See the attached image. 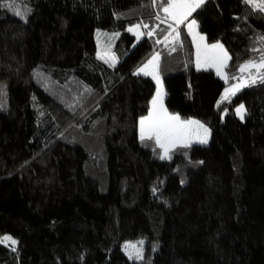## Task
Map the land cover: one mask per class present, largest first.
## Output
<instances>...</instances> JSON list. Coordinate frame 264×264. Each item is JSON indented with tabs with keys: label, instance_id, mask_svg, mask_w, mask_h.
I'll return each instance as SVG.
<instances>
[{
	"label": "trees",
	"instance_id": "16d2710c",
	"mask_svg": "<svg viewBox=\"0 0 264 264\" xmlns=\"http://www.w3.org/2000/svg\"><path fill=\"white\" fill-rule=\"evenodd\" d=\"M261 2L206 0L192 14L229 70L264 56ZM166 5L0 0V264H264V80L222 100L228 83L196 68L180 25L185 66L162 75L165 104L211 141L161 159L140 138L156 82L136 69L166 41L128 27ZM98 29L120 32L117 64L98 56ZM138 239L141 260L125 251Z\"/></svg>",
	"mask_w": 264,
	"mask_h": 264
},
{
	"label": "rangeland",
	"instance_id": "374dc122",
	"mask_svg": "<svg viewBox=\"0 0 264 264\" xmlns=\"http://www.w3.org/2000/svg\"><path fill=\"white\" fill-rule=\"evenodd\" d=\"M167 6L168 5H166L165 7ZM178 11H182V9ZM193 12L191 13V15L187 17V19L183 21V23H179V24L177 23L175 16L170 15L168 12L164 11L163 19L159 18L155 22L148 21V22H143V23H137V24H134L128 27V30L131 29V31L130 30L129 31L135 34L138 40H140L146 34V30L148 28H151L150 32L155 33L158 36V39L160 40V42L166 41V48L164 50V53L160 52L159 50L154 51L145 62H143L141 65L137 67L136 72L139 74L151 76L152 78H153V75L151 73L153 72L159 75V78L163 84V93H164L163 101H162L163 107L164 109L167 110V114L168 115H178L182 122L183 121H198L199 124L203 125L204 128L208 129V132L206 134L204 131V128L199 127V125L197 124L187 125L188 131H187L186 136L183 138V140H181L180 142H177L173 146H170L166 155L164 153V149L162 148V155H165V158L170 157L171 155L170 151L176 146H179V145L185 146V144L187 145H190V144L206 145V144H209L211 141V129L206 123L194 117H182L178 113L170 112L167 109L166 104H165L167 92H166V89L163 83L162 75L181 71L185 66L183 62V58H182V49H181L180 41L178 38V32H177V28L180 25H183V24L186 25L188 32L190 33L193 39L194 46H195V66L196 68L197 69L215 68L217 71L219 67L220 71L219 73L217 71L218 75L224 81L228 82L226 89L232 90L233 86L237 85V83L239 84V82H241L242 84L247 81L246 84H252L254 82L264 80V56L260 59L248 60L244 62L242 64L244 66L246 65L244 71L238 70V68L236 70L234 69L229 70L227 68L229 62L226 63L227 60L224 61V56L223 57L220 56V52L222 53L223 51V54L225 53L224 52L225 48L223 46H222V49L221 48L211 49L207 47L213 44L209 43L206 40L205 35L199 30L197 20L194 17H192ZM193 20H195L196 23L195 25H192L190 29L189 25L191 24ZM145 25H147V27H145ZM136 26H139V27H136ZM119 34H120L119 31H106L102 29L96 30V33H95L96 42H97V54L101 59L108 62L110 65H115L120 61V57L113 49L114 41L119 36ZM201 37H203V39H201ZM173 49L175 50L173 51ZM198 51L200 55L199 67L197 65ZM217 53H219V55ZM162 54L164 56H162ZM157 55L159 57L158 60H153V57ZM215 55H217L219 58H215ZM211 56L213 58H211ZM162 59L164 61L161 66L160 64H161ZM150 60H152L151 64L148 63ZM229 60H230V57H229ZM221 63H223L224 65L223 67L220 66ZM145 65H147V67H145ZM139 69H143V71L138 72ZM145 73H149V74H145ZM232 79H235V81H233ZM154 81L156 82L155 79ZM157 87L158 85L156 82V91H155L153 98L156 96ZM225 95L229 97L232 95V92L226 93V90H224L222 97H224ZM153 98L151 100L150 110L148 114H146L143 118L149 117L150 113L154 112L153 104H152ZM245 115H246V108L243 112V118L241 117L240 114H238V116L241 119H244ZM202 139H207V143H201L200 141ZM5 237H10L11 239H5ZM1 241L11 246H16L18 242L17 238L13 237L10 234H5L1 238ZM13 241H15V243H13ZM141 241L144 244V241L142 239H138V240L130 241L126 243L125 251L131 258L135 257L137 260H141L144 257V251L140 246Z\"/></svg>",
	"mask_w": 264,
	"mask_h": 264
},
{
	"label": "snow or ice",
	"instance_id": "6c2138e0",
	"mask_svg": "<svg viewBox=\"0 0 264 264\" xmlns=\"http://www.w3.org/2000/svg\"><path fill=\"white\" fill-rule=\"evenodd\" d=\"M167 2V7L164 8L165 12H168L170 15H173L176 17L177 23H183L185 19L193 11L196 10V8L200 7L205 0H166ZM246 2H251V0H246ZM261 10H264V0L261 2ZM182 11H178L181 10ZM196 21L193 20L191 24L189 25V28L191 29L192 25H195ZM139 27V26H136ZM147 27V25H145ZM131 31V29H129ZM203 39V37H201ZM208 48L211 49H216V48H221L222 45L219 44H213L207 46ZM175 49H173L174 51ZM224 57L227 58V53H224ZM158 55L153 57V60H158ZM199 60H200V55L199 51L197 53V65L199 67ZM207 62V61H206ZM149 64L152 63V60L148 62ZM223 67V63L220 65ZM147 67V65H145ZM245 66H242L241 70L244 69ZM143 71V69H139L138 72ZM218 73L220 71V68L218 67L217 69ZM149 74V73H145ZM153 75V79L156 80L157 82V93L156 96L153 98L152 104H153V109L154 112L150 113L149 117L142 118L140 121V138L141 140L144 139H155L156 144L164 149L165 155L167 154L169 147L175 145L177 142H180L183 140V138L187 134V125L190 124H197L199 127L204 128L203 125L199 124L198 121H181L180 117L178 115H168L167 110L164 109L163 107V84L162 81L159 78V75L156 74L155 72L151 73ZM235 91H238L239 88L236 86H233ZM232 92L234 94L233 90L226 89V93ZM227 95L222 97L223 99H227ZM245 110V106L241 104L237 109V113L241 115L243 118V112ZM205 133L207 134L208 129L204 128ZM201 143H207V139H202L200 141ZM187 146V144H185ZM165 155H162L160 158L164 159ZM5 239H11L10 237H5ZM15 243V241H13Z\"/></svg>",
	"mask_w": 264,
	"mask_h": 264
},
{
	"label": "crops",
	"instance_id": "0c3cea01",
	"mask_svg": "<svg viewBox=\"0 0 264 264\" xmlns=\"http://www.w3.org/2000/svg\"><path fill=\"white\" fill-rule=\"evenodd\" d=\"M205 1H206V0H205ZM211 44H218V43H211ZM219 44H220V43H219ZM221 45H222V44H221ZM224 52L227 53V58L224 57V61L227 60L226 63H228V62H229V54H228V52L226 51V49H225ZM217 54L219 55V53H217ZM221 54H223V51H222V53L220 52V56L223 57L224 54H223V55H221ZM211 58H213V57L211 56ZM215 58H219V57H218L217 55H215ZM243 63H244V62H243ZM243 63H242V64H243ZM228 64H229V63H228ZM242 64L240 65V67L238 68V70H241V68H242L241 66H244V65H242ZM211 69H214V70L216 71L215 68H211ZM244 69H245V67H244ZM244 69H243L242 71H244ZM216 73H217V71H216ZM217 74H218V73H217ZM232 80L235 81V79H232ZM227 83H228V82H227ZM246 83H247V81L244 82V83H242V84H241V82H239V84L237 83V85H234V86H236V87H238V88H239V87L243 88L244 86L249 85V84H246ZM226 88H227V86H226ZM226 88H225V90H226ZM241 88H239V90H240ZM232 90L235 91V90H234V87L232 88ZM239 90H238V91H239ZM238 91H235L234 93H236V92H238ZM142 118H143V117H142ZM140 121H141V120H140Z\"/></svg>",
	"mask_w": 264,
	"mask_h": 264
}]
</instances>
